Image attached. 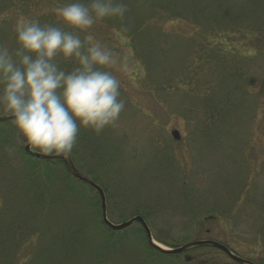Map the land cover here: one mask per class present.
<instances>
[{
	"label": "rangeland",
	"instance_id": "obj_1",
	"mask_svg": "<svg viewBox=\"0 0 264 264\" xmlns=\"http://www.w3.org/2000/svg\"><path fill=\"white\" fill-rule=\"evenodd\" d=\"M30 2L22 15L17 9L1 17L4 47L13 45L14 26L24 16L82 42L91 35L92 43L129 57L127 71L109 69L121 82L125 102L119 120L100 133L80 128L91 140L90 156L74 148L75 165L83 173L94 169L106 191L109 222L120 225L143 214L163 248L215 241L264 264V0H140L137 17L151 21L132 40L104 21L87 32L74 29L56 16L55 2ZM89 46L84 43L81 51ZM58 56L60 70L79 67L75 58ZM15 142L26 148L19 133ZM19 170H0L9 201L0 199V253L8 251L10 259L17 253L23 263L35 250L26 246L23 223H8L6 232L1 226L9 215L38 213L30 211L16 181ZM137 231L133 225L118 235L130 243L111 264H142L147 255ZM200 255L214 264H235L207 248L182 259Z\"/></svg>",
	"mask_w": 264,
	"mask_h": 264
},
{
	"label": "clouds",
	"instance_id": "obj_2",
	"mask_svg": "<svg viewBox=\"0 0 264 264\" xmlns=\"http://www.w3.org/2000/svg\"><path fill=\"white\" fill-rule=\"evenodd\" d=\"M64 24L87 32L106 18L123 20L124 0H91L53 9ZM94 14V15H93ZM17 50L0 45V109L16 127L30 150L45 156H68L77 144L80 128L95 133L113 126L125 108L120 99L121 82L114 71H127L129 57L114 54L77 36L33 18L20 16L14 26ZM84 43H90L85 52ZM62 54L75 58L79 67L70 73L52 61Z\"/></svg>",
	"mask_w": 264,
	"mask_h": 264
},
{
	"label": "trees",
	"instance_id": "obj_3",
	"mask_svg": "<svg viewBox=\"0 0 264 264\" xmlns=\"http://www.w3.org/2000/svg\"><path fill=\"white\" fill-rule=\"evenodd\" d=\"M30 1L35 0H14L12 3L0 0V28L2 29H0V45H2V40H8L1 27L3 26L1 17L17 9L22 15L25 8L23 5L27 2L31 3ZM49 1L55 2V5L59 6L76 2V0ZM137 1L140 0H124L128 6V12L123 20L106 18L103 20L104 23L111 27L115 26L128 39L132 40L138 37L146 31L151 20H149L150 18L142 20L137 17L135 11ZM79 2L90 5L91 0H79ZM36 19L40 21V18ZM47 25L51 26V24ZM12 40L13 45L9 49L14 53L18 48L16 34L12 36ZM52 62L59 68L58 54ZM62 70L68 71L67 68ZM1 118L9 117L3 115L0 116ZM17 133L18 131L11 119L0 122V170L9 167V165L20 168L16 173V181L28 196L30 211L37 210L38 213L19 219L11 215L9 217L10 210L6 211L3 216L9 217L10 220H3L1 226L4 227L2 231L6 232L5 225L8 223H16V225L18 222L19 224L23 223V236L26 239V246H33L35 250L33 258L23 263L22 260L19 261L17 253L11 260L8 251H3L0 253V264H111L113 260L119 261L122 255L121 251L124 248L123 245H128L130 242L124 236L121 239L118 238V235L124 234L133 226L121 232H113L108 229L102 220L99 194L87 184L76 180L67 163L71 161L81 175L84 174L83 176L88 177L105 193L101 181L97 178L96 171L87 167L86 173H83L82 168L80 169L75 165L77 156L74 150L76 149H73L72 153L66 157L52 156L58 157L55 160L37 159L27 154L25 149L16 147ZM83 133L78 135L76 148L77 150L87 149L85 152L90 156L93 153L91 140L87 134L85 135V132ZM12 153H15L17 157H9ZM35 154L40 153L35 151ZM79 162L81 164L83 161L79 159ZM86 164L87 162H84V167ZM89 165L92 164L89 163ZM4 187L5 183L0 181V199L4 198L9 202ZM138 216L147 221L146 215L138 214L135 217ZM134 227L138 228L136 236H138L146 252L145 255H147L146 258H143L142 264H168V262L173 264H214L211 260H204L206 259L205 255L193 257L190 262H186V259H182L184 255L163 254L149 245L141 225L135 224ZM207 249L210 250V248Z\"/></svg>",
	"mask_w": 264,
	"mask_h": 264
},
{
	"label": "water",
	"instance_id": "obj_4",
	"mask_svg": "<svg viewBox=\"0 0 264 264\" xmlns=\"http://www.w3.org/2000/svg\"><path fill=\"white\" fill-rule=\"evenodd\" d=\"M10 118H1L0 122L3 121H7ZM172 137L175 141H179L180 138V134L177 131L172 132ZM25 151L27 154H30L34 157H36L37 159H43V160H55L58 157H49V156H45V155H40V154H35L33 153L29 148H25ZM67 160H69V157H67ZM68 166L71 170V173L73 175V177L84 183L87 184L88 186H90L91 188H93L94 190L97 191V193L100 196L101 199V209H102V220L104 225L110 229L113 232H120L123 231L129 227H131L134 224H139L141 225V227L143 228L148 243L149 245L154 248L157 251H160L163 254H167V255H182L185 254L191 250L194 249H199V248H212L215 250H218L222 253H224L226 256H228L233 262L237 263V264H253L249 261L243 260L239 257H237L233 252H231L226 246L215 242V241H196V242H192L189 244H186L184 246L178 247V248H173V249H167V248H163L160 245H158L153 237H152V233L151 230L149 229L148 225L146 224L145 220L142 217H135L134 219L130 220L129 222H125L122 223L120 225H114L111 222H109L108 218H107V205H106V197H105V193L103 192V190L97 186L95 183H93L88 177H85L83 175H81L77 169L75 168V166L73 165V163L71 161H68ZM191 259L190 258H186V261L189 262Z\"/></svg>",
	"mask_w": 264,
	"mask_h": 264
},
{
	"label": "flooded vegetation",
	"instance_id": "obj_5",
	"mask_svg": "<svg viewBox=\"0 0 264 264\" xmlns=\"http://www.w3.org/2000/svg\"><path fill=\"white\" fill-rule=\"evenodd\" d=\"M245 260H246V259H245ZM246 261H249V262L255 264L252 260H246ZM234 263H235V262H234ZM235 264H237V263H235Z\"/></svg>",
	"mask_w": 264,
	"mask_h": 264
}]
</instances>
